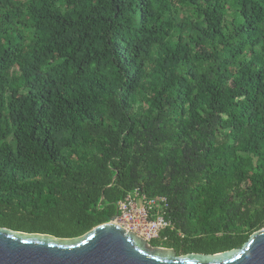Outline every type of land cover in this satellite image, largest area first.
<instances>
[{
	"label": "trees",
	"instance_id": "16d2710c",
	"mask_svg": "<svg viewBox=\"0 0 264 264\" xmlns=\"http://www.w3.org/2000/svg\"><path fill=\"white\" fill-rule=\"evenodd\" d=\"M136 189L176 256L264 229V0H0V228L79 238Z\"/></svg>",
	"mask_w": 264,
	"mask_h": 264
},
{
	"label": "water",
	"instance_id": "95a60500",
	"mask_svg": "<svg viewBox=\"0 0 264 264\" xmlns=\"http://www.w3.org/2000/svg\"><path fill=\"white\" fill-rule=\"evenodd\" d=\"M114 217L75 239L0 228V264H264V229L239 250L176 256L171 249L150 247L114 224Z\"/></svg>",
	"mask_w": 264,
	"mask_h": 264
},
{
	"label": "built area",
	"instance_id": "2783aa9c",
	"mask_svg": "<svg viewBox=\"0 0 264 264\" xmlns=\"http://www.w3.org/2000/svg\"><path fill=\"white\" fill-rule=\"evenodd\" d=\"M167 207L165 198L149 199L136 189L116 203L113 222L149 245L171 226L164 218Z\"/></svg>",
	"mask_w": 264,
	"mask_h": 264
}]
</instances>
